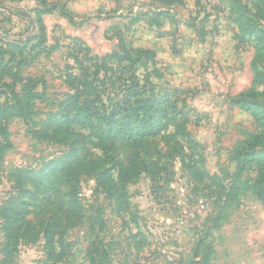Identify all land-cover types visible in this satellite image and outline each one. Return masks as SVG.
I'll use <instances>...</instances> for the list:
<instances>
[{"label": "rangeland", "instance_id": "obj_1", "mask_svg": "<svg viewBox=\"0 0 264 264\" xmlns=\"http://www.w3.org/2000/svg\"><path fill=\"white\" fill-rule=\"evenodd\" d=\"M241 13L264 32V0H0V106L34 95L27 116L5 121L0 264H89L92 243L109 264H197L206 247L210 264H264L257 170L233 158L256 135L264 151V126L233 102H264ZM68 77L106 110L125 111L130 91L156 133L131 143L66 123ZM121 164L141 172L122 182Z\"/></svg>", "mask_w": 264, "mask_h": 264}, {"label": "trees", "instance_id": "obj_2", "mask_svg": "<svg viewBox=\"0 0 264 264\" xmlns=\"http://www.w3.org/2000/svg\"><path fill=\"white\" fill-rule=\"evenodd\" d=\"M46 13L49 11H41V13ZM240 26V32L238 39L240 42L245 43L251 38L254 39L255 43V57L253 60V69H254V82L258 84H263V72L259 69L257 61L264 57V32L254 31L253 27L247 23L248 17L241 13L238 15L237 19ZM139 52H142L139 50ZM3 61L1 57L0 62ZM0 68L1 63H0ZM5 69V68H4ZM1 69V73H4L5 70ZM67 81L73 86L74 92L69 94L61 103L62 107V117L66 119V123L78 122L80 125L87 127L89 130H96V135L101 139L102 135L107 136L106 139H123L125 141L135 143L137 139L144 138L146 135H153L155 131H151L148 134L146 133V127L142 125V119L137 115L138 111L133 109V104L139 102V99L132 101V94L125 97L126 106L123 108L125 111H122L120 108L117 110H106L103 109V103L99 97L98 91H93L90 89V82H88L83 77H68ZM75 83L77 84L75 86ZM134 89L135 86L131 85ZM255 90H251L250 93ZM34 97V95H25L24 100L18 95L15 96V101L12 104L6 106H0V154L8 147L6 143V129L5 121L10 117L16 116H27L29 114L28 103L29 100ZM237 106L241 107L244 110L250 112L256 122L259 125L264 126V102H253L251 100L245 99L243 102L239 99L233 101ZM128 106V109H127ZM72 116V117H71ZM150 122H146L150 127L154 128L155 126L151 125V120L153 117L150 115ZM57 120V119H55ZM142 125V126H141ZM157 129V127H156ZM101 130L100 133L98 131ZM183 132V131H182ZM264 135V132H263ZM264 137V136H263ZM259 135L252 137L248 140L244 147L236 149L233 153V158L236 161L238 172L243 171L249 167H255L257 170L256 178L254 181V189L256 191L257 197L264 204V151L256 149V145L259 142ZM73 149H71L67 154L61 157L57 161L58 167L60 170L67 169V163L72 162L73 158ZM94 170V169H93ZM141 172L139 166H130L123 167L121 164L118 169V177L120 181L127 182ZM66 177L70 186V191L68 198L71 204L70 210L72 212H80L81 204L79 202L77 185L73 182V175L70 171H66ZM87 258L89 264H109V254L105 248L97 246L95 243H92L87 251ZM197 264H210V250L206 247L203 251L202 258L197 262Z\"/></svg>", "mask_w": 264, "mask_h": 264}]
</instances>
